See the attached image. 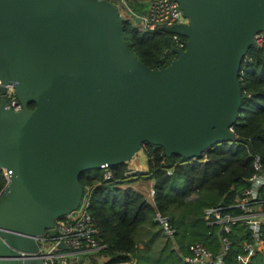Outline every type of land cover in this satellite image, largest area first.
Returning a JSON list of instances; mask_svg holds the SVG:
<instances>
[{
  "label": "water",
  "instance_id": "obj_1",
  "mask_svg": "<svg viewBox=\"0 0 264 264\" xmlns=\"http://www.w3.org/2000/svg\"><path fill=\"white\" fill-rule=\"evenodd\" d=\"M176 2L185 22L160 29L184 46L151 68L110 0H0V82L21 103L0 99V264H44L37 236L76 208L80 172L126 163L143 142L193 158L237 139L238 67L264 0Z\"/></svg>",
  "mask_w": 264,
  "mask_h": 264
},
{
  "label": "trees",
  "instance_id": "obj_2",
  "mask_svg": "<svg viewBox=\"0 0 264 264\" xmlns=\"http://www.w3.org/2000/svg\"><path fill=\"white\" fill-rule=\"evenodd\" d=\"M121 18L125 41L142 63L158 68L174 57L170 33L160 28L140 30L129 19ZM237 78L241 100L231 125L237 139L213 144L193 158L166 156L160 146L143 142V171L125 174L124 162L79 173L82 196L87 199L98 241L104 245L99 253L106 257L105 264L129 256L135 264H187L181 256L194 241L212 253L218 251V226L206 222L203 209L220 204L230 210L228 205L247 186L253 155L264 166V40L247 49ZM138 179L152 181V204L127 185ZM5 182L0 169V189ZM155 212L168 218L171 236L162 233ZM228 237L230 245L223 264H240L237 255L242 252L241 243L251 240L248 230L244 224L234 223ZM245 264H264V253L256 249Z\"/></svg>",
  "mask_w": 264,
  "mask_h": 264
},
{
  "label": "built area",
  "instance_id": "obj_3",
  "mask_svg": "<svg viewBox=\"0 0 264 264\" xmlns=\"http://www.w3.org/2000/svg\"><path fill=\"white\" fill-rule=\"evenodd\" d=\"M149 7L140 22L136 25L140 30H153L174 23L185 22L180 20L182 12L176 0H147ZM184 18V17H183ZM172 48H183L184 38L176 33H170ZM264 40V30L254 34V45H260ZM4 91L0 92V99L4 105L13 111L21 109V103L17 99L11 84H2ZM136 171L127 167L125 174ZM5 179L9 171L2 169ZM169 172V171H168ZM109 176L104 172V178ZM247 186L241 189L233 203L229 204L230 210L224 205H213L203 209L204 219L208 223L218 226L217 240L219 248L212 253L202 243L194 241L188 244L187 252L181 256L187 264H223V255L230 245L228 234L234 223L244 224L250 236V242L241 243L242 252L237 255V261L245 264L249 256L256 249L264 253V166L259 157L253 155L252 172L246 178ZM154 190L152 184L147 188V196L152 199ZM88 203L85 196L75 209L63 214L54 221L51 229L37 236L38 255L42 257L44 264H105L106 257L99 253L104 246L98 241V232L93 224L91 215L87 209ZM162 233L171 236L173 229L165 215L154 213ZM63 243L61 248L57 243ZM22 255L25 252L20 251ZM108 264H135L132 257L122 261Z\"/></svg>",
  "mask_w": 264,
  "mask_h": 264
},
{
  "label": "rangeland",
  "instance_id": "obj_4",
  "mask_svg": "<svg viewBox=\"0 0 264 264\" xmlns=\"http://www.w3.org/2000/svg\"><path fill=\"white\" fill-rule=\"evenodd\" d=\"M117 7L121 17L129 19L133 24L137 25L141 18L145 15L149 3L147 0H110ZM180 20H186L181 18ZM136 158L144 156L143 152L139 150L136 154ZM146 180H134L132 186L141 189V184H144ZM146 184V183H145ZM146 196V195H144Z\"/></svg>",
  "mask_w": 264,
  "mask_h": 264
},
{
  "label": "crops",
  "instance_id": "obj_5",
  "mask_svg": "<svg viewBox=\"0 0 264 264\" xmlns=\"http://www.w3.org/2000/svg\"><path fill=\"white\" fill-rule=\"evenodd\" d=\"M127 167L130 169H136V171H143L145 170V156L141 157V158H136V155L127 162ZM145 182L144 184H141V189L135 188L132 186V182H130L129 184H127L128 186L140 191L143 195H146L144 197H146V199L152 204V199H150L147 196V188L148 186H150L152 184L151 180H146L143 181Z\"/></svg>",
  "mask_w": 264,
  "mask_h": 264
}]
</instances>
